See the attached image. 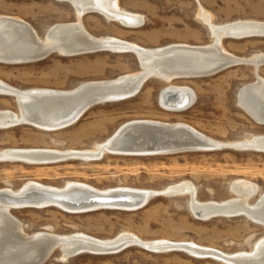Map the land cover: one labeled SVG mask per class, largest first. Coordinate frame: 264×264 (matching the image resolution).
<instances>
[{
  "label": "rangeland",
  "instance_id": "obj_1",
  "mask_svg": "<svg viewBox=\"0 0 264 264\" xmlns=\"http://www.w3.org/2000/svg\"><path fill=\"white\" fill-rule=\"evenodd\" d=\"M120 6L142 15L145 23L129 28L97 13H88L83 16L86 29L97 37L113 36L151 49L170 44L212 43L210 29L198 18L200 7L212 14L215 24L264 22V0H120ZM0 15L22 18L41 37L52 25L77 19L69 3L55 0H0ZM223 45L231 54L249 58L264 52V37L226 39ZM139 69L137 56L132 52L100 51L73 57L52 54L36 62L0 63V79L20 90H72L84 82L112 80ZM254 71L251 64H238L215 75L174 80L176 85L187 86L196 93L195 102L182 112L161 107L159 97L167 84L150 78L134 98L94 106L77 124L66 129L46 132L28 125L0 129V150L88 149L134 120L184 123L224 142L264 135V124L257 123L238 104L240 90L256 80ZM259 75L264 78V65ZM7 109L17 112V102L12 96L0 95V110ZM236 179L258 184L263 192L264 152L226 148L149 156L106 154L97 161L69 160L47 165L0 162V189L17 190L35 180L55 187L74 181L101 190H163L190 181L197 187L200 201H224L235 197L230 186ZM260 194L250 201L255 203ZM12 213L24 223L28 234L48 230L58 235L83 233L105 240L128 232L145 241L194 242L229 254L250 252L264 237V227L243 216L196 218L189 209L188 195H160L137 211L68 213L48 207L22 208ZM60 249L44 264H224L193 257L182 250L154 253L138 246L117 254H82L64 261Z\"/></svg>",
  "mask_w": 264,
  "mask_h": 264
},
{
  "label": "bare ground",
  "instance_id": "obj_2",
  "mask_svg": "<svg viewBox=\"0 0 264 264\" xmlns=\"http://www.w3.org/2000/svg\"><path fill=\"white\" fill-rule=\"evenodd\" d=\"M55 1L69 3L74 8L77 19L74 22L52 25L43 37L22 18L0 15V60H10V62L0 61V63L24 64L32 62L29 61L33 60L32 58L40 57L39 61H41L52 54L73 57L100 51L132 52L141 60L140 63L137 58L140 69L138 72L125 74L112 80L84 82L72 90L46 88L20 90L0 79V95L14 97L18 106L17 112L8 109L0 110V129H9L19 125L32 126L46 132L66 129L77 124L87 113L82 115V105L87 96H94V89L123 81L122 88H127L128 94L134 93V96L128 98L132 99L141 92L148 75L167 84L159 97L161 107L171 112H182L195 102L196 93L187 86L176 85L173 83L174 80L215 75L221 72V70L217 72L219 69L242 64L241 61L254 66L257 77L253 83L245 85L240 90L238 104L257 123L264 124V78L259 75V70L264 65V52L253 54L249 58H240L231 54L223 45L226 39L242 40L237 35L245 34L247 31L263 33L264 22L235 21L215 24L212 14L200 7L198 18L210 29L212 43L203 46L170 44L150 49L113 36L97 37L86 29L83 16L88 13H97L109 21L129 28L142 26L145 23V18L140 14L123 9L120 6V0ZM257 37H264V35H255L251 38ZM90 49L98 51L83 52ZM143 75L145 77L141 78ZM134 123L186 129L192 139L187 138L186 134L172 136L164 134L161 137L167 138V140L173 138L192 140L191 149L187 151L233 148L264 152V135H254L240 141L224 142L204 135L184 123L134 120L123 124L105 141L88 149H4L0 150V162L47 165L69 160L97 161L106 154L149 156L179 153L164 149L165 147L152 148L151 142L156 141L155 132L134 128L135 130L121 133L125 127ZM230 191L235 195L231 199L200 201L198 189L190 181H182L163 190L130 187L101 190L89 184L74 181H68L63 187H55L35 180L27 181L17 190L2 188L0 189V264H26L36 261L43 255H51L60 244L59 240L67 241L60 249L61 257L65 261L69 259L67 254L76 248H85L86 245L94 242L111 243L116 238L126 243L139 242L149 246L158 245L157 250H149L154 253L169 252L164 248L183 244L185 250L182 251L197 258H210L224 264H264V237L258 240L250 252L242 251L229 254L200 246L194 242H173L166 239L145 241L128 232H122L112 239L105 240L83 233L58 235L48 230L28 234L24 223L12 213V210L16 209L48 207H56L68 213H87L98 210L137 211L160 195H188L189 209L200 220L243 216L264 227V191L260 192L259 185L248 180L236 179L231 183ZM258 193H261L259 199L252 203L250 200ZM101 197L110 200H115L118 197L127 198L130 202H97V200H101ZM132 246L144 248L140 245Z\"/></svg>",
  "mask_w": 264,
  "mask_h": 264
},
{
  "label": "water",
  "instance_id": "obj_3",
  "mask_svg": "<svg viewBox=\"0 0 264 264\" xmlns=\"http://www.w3.org/2000/svg\"><path fill=\"white\" fill-rule=\"evenodd\" d=\"M69 2H71V0H67ZM233 36V34H231ZM258 36V35H264L263 33H259V32H248L242 35H237L240 36L239 38L242 39H246V38H251L253 36ZM238 38V37H236ZM93 51H98L97 49H90L89 51H83L86 53L89 52H93ZM145 54V53H144ZM43 57H47V56H43ZM139 59V56L137 57ZM33 60H29V61H39L41 58H32ZM3 62H10V60H0ZM140 63L141 60L139 59ZM244 61H241L240 63H243ZM30 63V62H29ZM223 69L225 68H221L219 69L217 72H219L220 70L223 71ZM147 76V74H146ZM145 77V75H143L141 78ZM152 78V75H148L147 78L145 79L144 82H146L148 79ZM123 85V81L121 82H117V83H113V84H109L106 86H101L98 87L97 89H94L93 91L94 96H87V98H85V103L82 105V115L84 113H86L88 110H90L92 107L102 104V103H112L115 101H121V100H125L128 99L132 96H134L133 94H128V90H126L127 88H122ZM17 96V95H16ZM134 128H139V129H145L148 130L149 132H155L154 133V138L156 141L151 142V147H161L164 149H169L171 151L174 152H182V151H187L191 149V143L192 140L190 141L189 139H171V140H167V138H162L161 136L166 134L169 136L172 135H176V134H183V135H188L186 136L187 138H191L192 137L188 134V132L186 131V129L184 128H172V127H164V126H160V125H156V124H147V123H134L131 124L128 127H125L121 133L123 134L124 132H129ZM135 130V129H134ZM120 133V134H121ZM159 135V136H158ZM145 148H147L145 146ZM160 149V148H158ZM56 200V198H53ZM104 199V198H103ZM101 197V200H97V202L100 203H104V202H130L127 198H121L118 197L115 200H110V199H104L103 200ZM58 242H60V244L56 247V248H61V246L63 245V243H67V241L65 240H59ZM132 245H140L142 247H144L147 250H157L158 249V245H144V244H140L139 242H134V243H126V242H121L119 241V238L114 239L111 243H104V244H99L98 242H94L91 244L86 245L85 248H76L74 250H72L70 253L67 254L68 258H72V257H76L82 254H92V255H112V254H117L120 253L122 251H124L126 248L132 246ZM56 248L54 250H56ZM164 249H168L167 251H171V250H185V247L183 244H177V245H173L171 247L168 248H164ZM54 254V252L51 255H43L42 257L38 258L36 261H31L28 262L26 264H44L46 263L50 257Z\"/></svg>",
  "mask_w": 264,
  "mask_h": 264
}]
</instances>
